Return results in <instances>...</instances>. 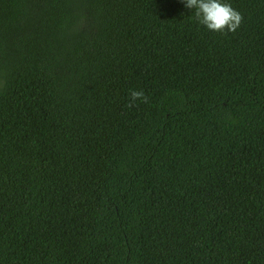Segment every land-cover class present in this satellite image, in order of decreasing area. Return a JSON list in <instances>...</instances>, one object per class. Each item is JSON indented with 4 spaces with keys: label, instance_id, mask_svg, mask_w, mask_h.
<instances>
[{
    "label": "trees",
    "instance_id": "obj_1",
    "mask_svg": "<svg viewBox=\"0 0 264 264\" xmlns=\"http://www.w3.org/2000/svg\"><path fill=\"white\" fill-rule=\"evenodd\" d=\"M227 2L0 0V264H264V0Z\"/></svg>",
    "mask_w": 264,
    "mask_h": 264
},
{
    "label": "clouds",
    "instance_id": "obj_2",
    "mask_svg": "<svg viewBox=\"0 0 264 264\" xmlns=\"http://www.w3.org/2000/svg\"><path fill=\"white\" fill-rule=\"evenodd\" d=\"M185 7L194 9L195 18L210 31L235 32L243 20L242 14L227 0H183ZM136 100L147 102L143 90H132L128 107Z\"/></svg>",
    "mask_w": 264,
    "mask_h": 264
}]
</instances>
